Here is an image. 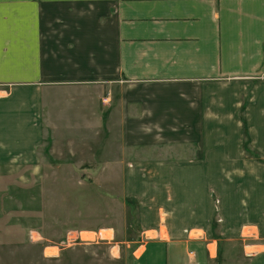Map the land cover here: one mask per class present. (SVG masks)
I'll list each match as a JSON object with an SVG mask.
<instances>
[{
    "label": "crops",
    "instance_id": "obj_1",
    "mask_svg": "<svg viewBox=\"0 0 264 264\" xmlns=\"http://www.w3.org/2000/svg\"><path fill=\"white\" fill-rule=\"evenodd\" d=\"M10 85L32 93L28 140L139 175L156 238L130 264H264V0H0ZM18 91L0 99L17 135Z\"/></svg>",
    "mask_w": 264,
    "mask_h": 264
},
{
    "label": "rangeland",
    "instance_id": "obj_2",
    "mask_svg": "<svg viewBox=\"0 0 264 264\" xmlns=\"http://www.w3.org/2000/svg\"><path fill=\"white\" fill-rule=\"evenodd\" d=\"M10 88L20 91L7 100H15L21 108L18 135L10 133L14 119L0 109V264H130L140 255L135 247L156 238L154 231L143 234V228L153 224L148 216L153 212L135 197L141 193L139 175L105 171L100 166L106 158L102 156L95 163L98 166L87 167L91 163L85 162L92 160L88 146L74 150L66 147L67 142L28 140L26 106L32 93L27 94L26 85H10L0 87V99H6ZM99 144L102 154L108 146L113 151L117 142ZM29 150L35 151L34 165L26 157L17 162L9 158ZM75 152L80 156L77 162ZM257 159L264 165V158ZM259 174L264 179V172ZM148 206L154 211V205ZM219 223L216 215L214 228ZM252 228L258 235L259 227ZM243 234L244 239L250 236ZM253 242L261 240L246 245ZM215 243L211 248H216Z\"/></svg>",
    "mask_w": 264,
    "mask_h": 264
}]
</instances>
